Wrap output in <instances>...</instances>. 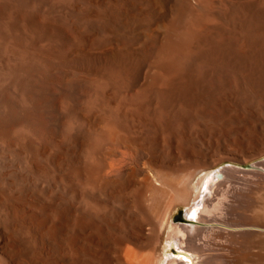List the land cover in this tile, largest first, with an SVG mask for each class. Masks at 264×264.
Listing matches in <instances>:
<instances>
[{"label":"bare ground","instance_id":"1","mask_svg":"<svg viewBox=\"0 0 264 264\" xmlns=\"http://www.w3.org/2000/svg\"><path fill=\"white\" fill-rule=\"evenodd\" d=\"M263 158L264 0H0V264H264Z\"/></svg>","mask_w":264,"mask_h":264},{"label":"rangeland","instance_id":"2","mask_svg":"<svg viewBox=\"0 0 264 264\" xmlns=\"http://www.w3.org/2000/svg\"><path fill=\"white\" fill-rule=\"evenodd\" d=\"M262 161H264V158L261 159V160H258L254 164L251 163V164L245 165V166L238 165V164H235V163H232V164L236 165V166H239V167H241L244 170H251L255 164L260 163ZM226 166H228V164L222 165V166L214 169L213 171L214 172H218V171L222 170L223 167H226ZM200 177H202V176H200ZM200 177H198L197 181L200 179ZM172 216L174 217V221L173 222L175 224H180L181 223L180 222L181 219L185 220L187 218V208L184 207V206H181V205L176 207L172 211ZM171 242L172 241H170L168 236H166L165 239L163 240L162 245L165 248V254H167V255H171L172 254L171 256L177 257L178 253L180 252L179 247L177 246V244L175 242H172V243ZM170 244H172V245L170 246Z\"/></svg>","mask_w":264,"mask_h":264}]
</instances>
